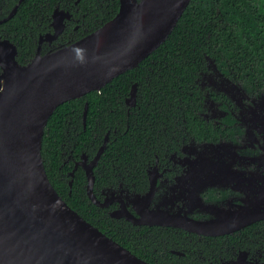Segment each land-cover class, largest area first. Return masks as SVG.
Returning a JSON list of instances; mask_svg holds the SVG:
<instances>
[{
	"label": "flooded vegetation",
	"instance_id": "1",
	"mask_svg": "<svg viewBox=\"0 0 264 264\" xmlns=\"http://www.w3.org/2000/svg\"><path fill=\"white\" fill-rule=\"evenodd\" d=\"M25 2L28 0H0V39L14 42L19 56L22 43L16 34L12 38L6 24ZM79 3L55 0L47 16H39L36 3H29L26 10L31 17L37 16L34 23L38 20L30 26L38 31L30 30L34 51L23 57L26 63L39 50L43 55L74 42L68 31L79 30L85 15L76 17ZM57 9L68 11L70 17L63 19V31L54 36L53 13ZM248 75L220 66L207 56L206 71L199 72L188 90L194 96L189 113L194 120L205 122L199 128L184 115L180 122L165 126L163 108L156 109V102H143L138 81L133 82L120 107L108 110L109 117L103 109L89 120L86 102L80 132L72 131L63 143L68 151L63 152L60 169H67L62 179L69 185V195L77 172H82L89 200L86 215L95 219L104 233L151 264H264V85L260 86L259 80L264 73L253 79ZM134 84L136 95L132 98ZM78 133L80 140L77 136L74 141ZM78 142L80 150L76 149ZM85 166L92 170V192L98 204L89 197ZM152 187L154 193L146 203L144 198ZM238 208L243 213L256 211L262 217L231 231L208 234L150 224L146 220L153 217L145 215L162 211L213 220Z\"/></svg>",
	"mask_w": 264,
	"mask_h": 264
},
{
	"label": "water",
	"instance_id": "2",
	"mask_svg": "<svg viewBox=\"0 0 264 264\" xmlns=\"http://www.w3.org/2000/svg\"><path fill=\"white\" fill-rule=\"evenodd\" d=\"M190 1L120 0L111 20L54 51L42 55L39 50L26 64L18 61L14 42L0 39V264H151L68 204L48 176L43 139L59 105L101 90L136 68L167 40ZM65 17H70L68 11L53 13L54 36L63 31ZM85 167L89 197L98 204L92 170ZM153 193L154 187L144 198L146 203ZM239 208L213 220L162 211L145 215L153 217L146 220L150 224L208 234L231 231L262 217Z\"/></svg>",
	"mask_w": 264,
	"mask_h": 264
},
{
	"label": "trees",
	"instance_id": "3",
	"mask_svg": "<svg viewBox=\"0 0 264 264\" xmlns=\"http://www.w3.org/2000/svg\"><path fill=\"white\" fill-rule=\"evenodd\" d=\"M29 3H36L39 16H47L51 15L55 0H28L6 24L11 27L8 33L12 38L15 39L16 34L22 43L19 47L21 55L17 57L22 64L26 63L23 57H30L34 51L30 30L34 34L38 31L30 26L36 25L38 20L34 23L37 16L31 17L26 10ZM119 6L120 0H80L76 17L85 14L81 17L80 29L74 31L70 28L68 33L74 41L82 38L111 20L118 13ZM263 8V0H191L167 40L136 68L117 76L101 90L57 107L45 128L42 154L51 182L73 209L97 226L96 220L85 213L89 200L83 187L86 181L83 173L77 172L69 195V185L62 179V173L67 169H60L63 152L68 151L63 143L68 141L72 131L80 132L85 103H89V120L103 109L107 110L105 116L109 117L108 110L120 107L133 82L138 81L140 93L145 98L143 102H156L157 105H153L156 109L163 108L165 126L180 122L184 115L195 122L196 128L204 127L203 120H194L189 113L190 100L194 97L188 93L189 86L198 79L199 72L206 71L207 56L213 57L220 66L248 72L249 79L264 73ZM259 80L260 86L264 85V77L259 75ZM138 103L142 104L141 97ZM77 136L80 140L78 133L74 141ZM76 149L80 150V142Z\"/></svg>",
	"mask_w": 264,
	"mask_h": 264
},
{
	"label": "clouds",
	"instance_id": "4",
	"mask_svg": "<svg viewBox=\"0 0 264 264\" xmlns=\"http://www.w3.org/2000/svg\"><path fill=\"white\" fill-rule=\"evenodd\" d=\"M76 54H77V58L80 59L81 61L83 60V54H82V50L77 48L76 50Z\"/></svg>",
	"mask_w": 264,
	"mask_h": 264
}]
</instances>
